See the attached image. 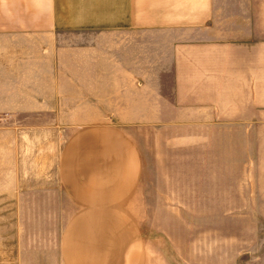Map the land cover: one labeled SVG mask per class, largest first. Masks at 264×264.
I'll return each instance as SVG.
<instances>
[{
    "label": "crops",
    "instance_id": "1",
    "mask_svg": "<svg viewBox=\"0 0 264 264\" xmlns=\"http://www.w3.org/2000/svg\"><path fill=\"white\" fill-rule=\"evenodd\" d=\"M0 112L71 119L119 184L153 128L196 168L190 213L264 215V0H0ZM217 240L214 264H264Z\"/></svg>",
    "mask_w": 264,
    "mask_h": 264
},
{
    "label": "rangeland",
    "instance_id": "2",
    "mask_svg": "<svg viewBox=\"0 0 264 264\" xmlns=\"http://www.w3.org/2000/svg\"><path fill=\"white\" fill-rule=\"evenodd\" d=\"M43 115L0 112V143L13 145L11 165L0 147V264H214L211 244L228 234L259 258L264 215L190 213L196 168L154 141L164 134L126 131L138 166L119 184L128 168L114 152L91 153L71 119Z\"/></svg>",
    "mask_w": 264,
    "mask_h": 264
}]
</instances>
